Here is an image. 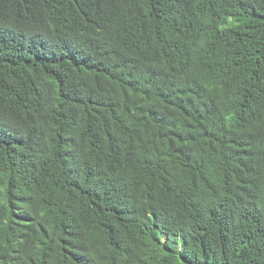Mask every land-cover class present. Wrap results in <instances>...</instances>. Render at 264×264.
<instances>
[{"label":"trees","instance_id":"1","mask_svg":"<svg viewBox=\"0 0 264 264\" xmlns=\"http://www.w3.org/2000/svg\"><path fill=\"white\" fill-rule=\"evenodd\" d=\"M0 264H264V0H0Z\"/></svg>","mask_w":264,"mask_h":264}]
</instances>
